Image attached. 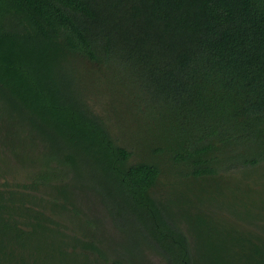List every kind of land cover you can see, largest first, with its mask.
<instances>
[{"label":"trees","instance_id":"obj_1","mask_svg":"<svg viewBox=\"0 0 264 264\" xmlns=\"http://www.w3.org/2000/svg\"><path fill=\"white\" fill-rule=\"evenodd\" d=\"M154 255L264 264V0H0V264Z\"/></svg>","mask_w":264,"mask_h":264},{"label":"rangeland","instance_id":"obj_2","mask_svg":"<svg viewBox=\"0 0 264 264\" xmlns=\"http://www.w3.org/2000/svg\"><path fill=\"white\" fill-rule=\"evenodd\" d=\"M15 170H17V169L15 168ZM104 227H105V229H106V231L108 233H111V234L116 235V233L113 232L112 227H111V224H110V222L107 219H105ZM149 255L150 254L148 253L147 254V257H149ZM152 262H153V264H163L162 260L158 256H156V255H154V257L152 256Z\"/></svg>","mask_w":264,"mask_h":264}]
</instances>
